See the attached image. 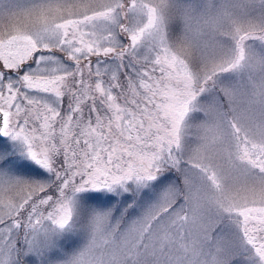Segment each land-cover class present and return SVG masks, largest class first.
<instances>
[{
	"label": "snow or ice",
	"instance_id": "snow-or-ice-1",
	"mask_svg": "<svg viewBox=\"0 0 264 264\" xmlns=\"http://www.w3.org/2000/svg\"><path fill=\"white\" fill-rule=\"evenodd\" d=\"M0 264H264V0H0Z\"/></svg>",
	"mask_w": 264,
	"mask_h": 264
}]
</instances>
